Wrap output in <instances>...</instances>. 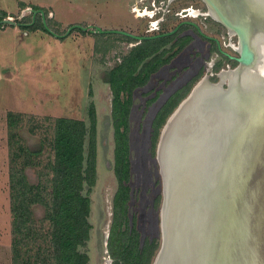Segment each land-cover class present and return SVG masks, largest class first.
I'll return each mask as SVG.
<instances>
[{
    "label": "rangeland",
    "instance_id": "1",
    "mask_svg": "<svg viewBox=\"0 0 264 264\" xmlns=\"http://www.w3.org/2000/svg\"><path fill=\"white\" fill-rule=\"evenodd\" d=\"M28 1L23 7L20 0H0V9L15 17L21 15L23 8L38 3L45 10L47 23L52 29L18 37L12 27H19L21 33L29 30L20 26L19 18L14 24L0 26V29H7L0 30V264H13L7 112H24L19 131L23 139L34 146L42 137L50 135L47 117L70 116L90 123L92 104L97 125L98 177L91 191L90 221L93 228L86 249L90 264H114L109 236L113 198L118 187L114 171L115 123L113 91L110 83L103 79V72L122 62L138 41L123 33L91 32L78 27L59 37L53 35L54 30L63 34L73 24H95L105 29L116 28L145 35L169 31L180 21L191 20L197 22L206 34L218 37L223 50L234 56L239 55L234 48L238 37L230 35L224 24L205 13L207 5L203 0ZM187 7L202 12L196 17L184 15ZM36 19L41 23L40 12ZM25 22H30L29 17ZM41 35L44 37L38 39ZM156 43L160 46L159 51H164L162 57L165 61L160 68L151 70L146 82L133 88L129 123L133 150L131 221L142 239L157 237L158 246L151 264L161 244L160 207L163 200L162 177L158 185L154 165L156 159L160 175L157 147L155 155L151 152L155 113L171 93L176 90L182 93L190 81L194 80L187 94L205 73L216 75L218 70L213 66L216 62L222 64L221 68L228 64L234 66L217 43L189 23H184L175 36ZM212 59L214 63L210 67ZM129 94L123 92L126 97ZM47 155L46 151L44 157ZM28 171L32 179L38 177L35 169ZM159 189L161 200L156 207Z\"/></svg>",
    "mask_w": 264,
    "mask_h": 264
},
{
    "label": "water",
    "instance_id": "2",
    "mask_svg": "<svg viewBox=\"0 0 264 264\" xmlns=\"http://www.w3.org/2000/svg\"><path fill=\"white\" fill-rule=\"evenodd\" d=\"M203 1L207 5L205 13L238 37V47L234 48L239 55L234 56L236 65L216 72L217 80L205 73L164 123L156 154L163 190L161 244L152 264H264V78L251 80L244 76L264 61V0H218L221 7L214 0L215 5ZM38 12L52 30L44 9H33V21ZM1 23L16 21L3 18ZM183 23L194 25L202 35L214 39L191 20L156 35L95 24H73L64 35L78 27L91 32L123 33L141 41L173 34ZM257 71L264 76V71ZM200 83L206 90L197 91ZM197 98V115L190 113L192 119L184 120L183 113ZM212 115L217 125L207 146L210 149L218 140L217 155L190 157L188 149L201 141ZM175 126L180 137L176 133L174 138L179 140L168 142ZM169 161L176 169L173 179L168 178Z\"/></svg>",
    "mask_w": 264,
    "mask_h": 264
},
{
    "label": "trees",
    "instance_id": "3",
    "mask_svg": "<svg viewBox=\"0 0 264 264\" xmlns=\"http://www.w3.org/2000/svg\"><path fill=\"white\" fill-rule=\"evenodd\" d=\"M21 5L26 7L27 4ZM32 7L43 9L39 5ZM7 15V11L0 9V19ZM32 16L33 13L25 15L18 23L23 28L40 26L48 30L42 20L41 23H32ZM27 17L29 23L25 22ZM179 30L144 39L122 62L103 72V79L110 83L113 91L112 114L115 123L114 171L118 187L113 198V221L109 236L114 264H151L158 246L157 237L142 239L131 221L133 150L130 112L133 88L146 82L151 70L160 68L165 61L162 57L164 51H159L160 46L156 42L175 36ZM231 62L237 64V60ZM221 66L220 62H216L214 68L219 70ZM217 78V75L212 76L213 80ZM193 81L182 93L177 90L171 93L156 111L151 136L153 155L161 126L187 95ZM123 92L130 94L126 97ZM24 115L20 111L7 112L13 264H90L86 246L93 228L90 221L91 191L98 177L94 106L91 105L90 123L86 119L70 116L47 117L50 120V135L42 137L34 146L29 145L19 131ZM46 151L47 158L44 157ZM154 165L159 185L161 174L157 172L156 159ZM30 168L36 170V179L31 178ZM160 200L159 189L156 207Z\"/></svg>",
    "mask_w": 264,
    "mask_h": 264
},
{
    "label": "bare ground",
    "instance_id": "4",
    "mask_svg": "<svg viewBox=\"0 0 264 264\" xmlns=\"http://www.w3.org/2000/svg\"><path fill=\"white\" fill-rule=\"evenodd\" d=\"M210 1H212L211 3H214L213 2V0H210ZM220 7H221V3H220V1H218V0H214ZM214 5H215V3H214ZM192 13H193V15H197L198 14V10H192ZM235 28V27H234ZM232 31L234 30L233 28L231 29ZM261 52L263 53V55H264V45H262L261 46ZM256 63L258 62L257 60L255 61ZM259 67H258V69L257 70H261V71H264V61L262 62H260L259 63ZM253 71L252 72H249V73H247V71L244 73V76L245 77H248V78H250L251 80H252V78H253V80H256V79H262V78H264V76H263V74H260L257 70H255V69H252ZM223 74V73H222ZM258 74H259V76H258ZM260 77V78H259ZM197 89V91L198 90H206V88H204V86H203V84H199V86L196 88ZM205 94L207 93V92H204ZM204 94V95H205ZM203 96V95H202ZM199 98H197L191 105H189L187 108H188V110L186 111V112H184L183 113V116H185V118H184V120H186V119H188V120H190V119H192V116H193V114H190V113H193L194 112V114H195V116L197 115V112H195L196 110H198L199 108L197 107L199 104ZM200 107V106H199ZM186 108V109H187ZM193 109V110H192ZM190 110H192V112H189ZM182 116V117H183ZM181 117V116H180ZM180 117H178V119L180 118ZM216 120L217 119H214V115H212V119H210L209 121V127L208 128H206L207 129V132H204L203 134H202V138H200L201 139V141H199V142H196V143H193V145H191V146H193V147H191V149H188V154H189V156L190 157H194V158H197V157H199V158H205L206 156L207 157H210V158H215V156L217 155V147H218V144H219V141L218 140H215L216 141V144L214 145V143H212V146L210 147V149L208 148V146H207V144H208V139H209V137H211L213 134V132H214V130H215V127H216V125H217V123H215L216 122ZM215 124V125H214ZM214 125V126H213ZM213 126V127H212ZM178 129H177V127L175 126L174 128H173V130L171 131V134H170V136H169V140H168V142L169 141H173V142H175L174 140H179V138L178 137H175L174 138V136H175V134L177 133V135L176 136H179L178 134V131H177ZM180 137V136H179ZM174 138V139H173ZM217 146V147H216ZM172 149V148H171ZM169 150V152H168V155H170L171 154V150H170V145L168 146V148H167V151ZM182 161H183V163H184V159H182ZM168 170H169V175H168V178L170 179V177H172L173 176V173H174V170H176V169H174V164L172 163V162H168ZM172 179H173V177H172Z\"/></svg>",
    "mask_w": 264,
    "mask_h": 264
},
{
    "label": "flooded vegetation",
    "instance_id": "5",
    "mask_svg": "<svg viewBox=\"0 0 264 264\" xmlns=\"http://www.w3.org/2000/svg\"><path fill=\"white\" fill-rule=\"evenodd\" d=\"M194 8L193 7H187V8H185L184 9V11H186L187 13H185L184 15H191V16H194V17H196V16H198L202 11H200L199 9H197L198 10V14L197 15H193V13H192V10H193ZM195 10V9H194ZM188 11H189V13H188ZM208 15V14H207ZM182 21H186V20H182ZM181 22V21H180ZM179 22V23H180ZM179 23H177L176 24V26L179 24ZM184 24V23H183ZM183 24H182V26H183ZM186 24V23H185ZM190 24V23H189ZM175 26V27H176ZM182 26H180V28L182 27ZM194 26V25H193ZM157 27V26H156ZM201 27V26H200ZM226 27V26H225ZM179 28V29H180ZM155 29V28H154ZM157 29V28H156ZM178 29V30H179ZM201 29H202V27H201ZM177 30V31H178ZM203 30V29H202ZM163 32H166V31H158L157 33H154V34H145V35H156V34H161V33H163ZM228 33L230 34V35H232L229 31H228ZM237 34V33H236ZM208 35V34H207ZM160 36H164V35H160ZM160 36H157V37H160ZM204 36V35H203ZM232 36H235V35H232ZM157 37H153V38H157ZM206 37V36H205ZM208 38V37H207ZM213 38L214 39H212L215 43H217L218 44V47H219V49L222 51L223 50V48H222V46H221V41H220V39L218 38V37H216V36H213ZM146 39H148V38H146ZM211 39V38H210ZM144 40V39H143ZM143 40H141V41H138V43H141V42H143ZM219 43H220V45H219ZM234 43V42H233ZM220 46H221V48H220ZM234 47L235 48H237L238 46H237V44L235 45L234 44ZM224 55H226V56H228L231 60H236L235 58H234V55H232V54H230V53H228V52H226L225 50H223V52H222ZM227 66H231V65H227Z\"/></svg>",
    "mask_w": 264,
    "mask_h": 264
},
{
    "label": "crops",
    "instance_id": "6",
    "mask_svg": "<svg viewBox=\"0 0 264 264\" xmlns=\"http://www.w3.org/2000/svg\"><path fill=\"white\" fill-rule=\"evenodd\" d=\"M22 3H25V4H27V3H29V1L28 0H20V5L22 4ZM32 4H35V5H37L38 3H32ZM39 6H41V5H39ZM42 7V6H41ZM41 14V13H40ZM41 18H42V21H44L43 20V17H42V14H41ZM47 19V18H46ZM37 21V19H35L34 21H33V16H32V23H34V22H36ZM13 28V30H14V33H15V36H16V34L18 33V37L20 36V37H22L23 35H25V34H29V33H33V34H42L41 32L42 31H44V32H46V31H48V30H46V29H43V28H40V26L39 27H37V28H34V29H29V30H25L24 31V33H21V29L19 28V27H17V26H15V27H12ZM28 29V28H27ZM2 32H4V31H6L7 29H0ZM84 30V29H83ZM50 31V30H49ZM54 32L55 33H58V32H56L55 30H54ZM58 34H62V33H58ZM22 35V36H21ZM53 35H55V36H59V35H56V34H54L53 33ZM65 35H67V34H65ZM64 35V33L62 34V35H60L59 37H63V36H65ZM42 37H44L43 35H41L40 37H37L38 39H41ZM35 40H36V37H35Z\"/></svg>",
    "mask_w": 264,
    "mask_h": 264
},
{
    "label": "built area",
    "instance_id": "7",
    "mask_svg": "<svg viewBox=\"0 0 264 264\" xmlns=\"http://www.w3.org/2000/svg\"><path fill=\"white\" fill-rule=\"evenodd\" d=\"M33 12V8H32V6H29V7H27V8H23L22 9V11H21V15L20 16H14L13 14H8L6 17H4V18H9V19H12V20H15L16 22H17V19L19 18H22V17H24L26 14H28V13H32ZM152 15H154V13L152 14ZM3 26H4V24H11V23H1ZM213 63H214V60L212 59V61L209 63L210 64V67H212V65H213ZM214 66V65H213ZM217 72V71H216ZM212 74H214L213 72H212Z\"/></svg>",
    "mask_w": 264,
    "mask_h": 264
}]
</instances>
